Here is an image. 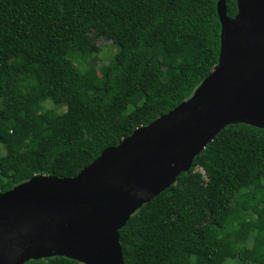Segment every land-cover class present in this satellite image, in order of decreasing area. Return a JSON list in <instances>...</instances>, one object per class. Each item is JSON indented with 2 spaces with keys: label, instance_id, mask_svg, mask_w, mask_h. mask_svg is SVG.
Returning <instances> with one entry per match:
<instances>
[{
  "label": "trees",
  "instance_id": "1",
  "mask_svg": "<svg viewBox=\"0 0 264 264\" xmlns=\"http://www.w3.org/2000/svg\"><path fill=\"white\" fill-rule=\"evenodd\" d=\"M216 2L0 0V193L36 175L74 177L188 99L217 63ZM225 6L233 17L235 0ZM90 35L118 56L97 69ZM119 244L124 264H264V130L221 129L130 216Z\"/></svg>",
  "mask_w": 264,
  "mask_h": 264
},
{
  "label": "water",
  "instance_id": "2",
  "mask_svg": "<svg viewBox=\"0 0 264 264\" xmlns=\"http://www.w3.org/2000/svg\"><path fill=\"white\" fill-rule=\"evenodd\" d=\"M217 0V63L192 95L77 175H36L0 193V264L66 257L124 264L119 230L173 185L227 125L264 130V0Z\"/></svg>",
  "mask_w": 264,
  "mask_h": 264
},
{
  "label": "rangeland",
  "instance_id": "3",
  "mask_svg": "<svg viewBox=\"0 0 264 264\" xmlns=\"http://www.w3.org/2000/svg\"><path fill=\"white\" fill-rule=\"evenodd\" d=\"M91 39V43L98 49L96 53H94V65L98 69L100 66L108 64L112 59H115L118 56V51L115 46L109 40H104L101 38H94L91 35L89 36ZM44 107L47 109H53L56 113H61L64 108L59 107L55 108L51 102L44 103ZM3 150L0 146V154H2ZM252 244V238H249L246 246L250 247ZM223 264H242L238 258L227 259Z\"/></svg>",
  "mask_w": 264,
  "mask_h": 264
}]
</instances>
